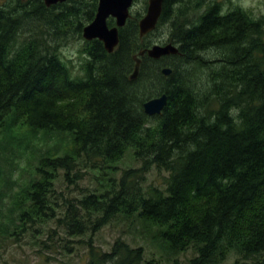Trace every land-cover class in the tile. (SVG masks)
<instances>
[{
	"label": "trees",
	"instance_id": "obj_1",
	"mask_svg": "<svg viewBox=\"0 0 264 264\" xmlns=\"http://www.w3.org/2000/svg\"><path fill=\"white\" fill-rule=\"evenodd\" d=\"M98 3L0 6V241L45 229L85 242L87 264H161L121 236L108 251L94 243L104 226L140 220L173 264L190 251L188 264H264V14L164 0L157 28L171 23L177 54L148 55L155 32L140 36L139 12L114 52L85 41L76 74L62 34L82 37ZM128 152L139 166L118 175ZM153 168L165 188L146 186Z\"/></svg>",
	"mask_w": 264,
	"mask_h": 264
},
{
	"label": "rangeland",
	"instance_id": "obj_2",
	"mask_svg": "<svg viewBox=\"0 0 264 264\" xmlns=\"http://www.w3.org/2000/svg\"><path fill=\"white\" fill-rule=\"evenodd\" d=\"M4 1L5 0H0V6L3 5ZM216 1L221 3L223 12H227V10L236 6L243 8L241 6L242 0ZM66 2L70 3V0H67ZM254 3L256 4V7L249 8L248 10L252 11L255 15L264 14V12L261 11V9H264V0H254ZM148 5L149 0H136L131 9V14L135 15L142 12V15L144 16L147 12ZM204 10L205 6L200 9V12ZM191 14H193V12ZM86 25H84V27ZM170 31L171 23L169 21L166 22V24L159 26V28L154 31V43L150 48L155 44L170 43ZM62 38L60 53L63 54L65 58L70 59V63L73 65L72 70L76 74H80V66L83 61L80 49L84 42L89 40L84 38L83 32L82 37H80L77 33H74L71 30L63 33ZM211 52L213 53L215 51L212 50ZM217 57V55L214 57L211 56L208 60L216 61ZM129 155L130 152L126 154L123 162L119 164L120 170L118 175H120L122 169L126 167L139 166V163L131 161ZM167 175V172L158 171L156 168H153L147 173L146 186L149 184H155L161 188H165V176ZM81 184L92 185L95 183L91 180L90 176H88V179L82 181ZM51 225L55 226V223L51 222ZM152 229L154 230L155 228ZM151 235L152 234L149 235L144 232V226L140 220H137L132 228L129 227L127 221L120 220L104 226L99 232H97L94 237V243L101 246L103 250L108 251L111 249L116 238L121 236L134 246H143L147 252L145 255L147 259L156 258L161 264H173L172 259L175 256H167L166 252L161 249ZM84 238L87 240L88 236H84ZM192 255L193 253L191 251L187 254L181 253L179 258L182 264H188L187 259ZM88 259V245L85 242L71 241L65 243L59 235L55 234L53 237L49 236L48 231L45 229L41 232L30 231L17 242L13 240V238L7 242L0 241V264H87Z\"/></svg>",
	"mask_w": 264,
	"mask_h": 264
},
{
	"label": "water",
	"instance_id": "obj_3",
	"mask_svg": "<svg viewBox=\"0 0 264 264\" xmlns=\"http://www.w3.org/2000/svg\"><path fill=\"white\" fill-rule=\"evenodd\" d=\"M64 0H45L48 6ZM164 0H149V6L146 15L141 19L139 23L140 35L152 31L159 20V17L163 10ZM133 4V0H99L97 13L92 22L87 24L83 30V34L87 39L95 37L104 41L108 51L112 52L119 43V27L126 23L127 18L130 15V7ZM114 17L116 25L110 27L108 25V18ZM179 49L174 44L160 45L156 44L148 50V54L154 58H160L167 54H176ZM141 59L136 58V66L131 78H136L139 73ZM172 72L170 67L162 69L164 75H169ZM168 103V95L166 93L149 99L144 103L145 112L150 115L160 114Z\"/></svg>",
	"mask_w": 264,
	"mask_h": 264
},
{
	"label": "bare ground",
	"instance_id": "obj_4",
	"mask_svg": "<svg viewBox=\"0 0 264 264\" xmlns=\"http://www.w3.org/2000/svg\"><path fill=\"white\" fill-rule=\"evenodd\" d=\"M65 1H67V0H64V1H59V2H57V3H54V4H52V5H55V4H58V3H60V2H65ZM135 1L136 0H133V4H132V6L130 7V15H129V17L127 18V20H126V23H127V21H128V19L132 16V14H131V9L133 8V6H134V3H135ZM45 4H46V2H45ZM52 5H50V6H48L47 4H46V6H48V7H51ZM149 6V5H148ZM148 10V9H147ZM163 11H164V2H163V10H162V13H161V15H160V17H159V20H158V22H157V25H156V27L152 30V31H150L149 33H152V32H154L156 29H157V27H158V24H159V21H160V18H161V16H162V14H163ZM147 13V12H146ZM146 15V14H145ZM144 15V16H145ZM143 16V17H144ZM142 17V18H143ZM110 18V17H109ZM108 18V19H109ZM114 18V17H113ZM141 18V19H142ZM141 21V20H140ZM125 23V24H126ZM125 24L123 25V26H125ZM109 25V24H108ZM123 26H120L118 29H119V33H120V28L121 27H123ZM110 27H113V26H110ZM85 28V27H84ZM140 28V27H139ZM84 30V29H83ZM149 33H147V34H145V35H148ZM84 35V34H83ZM144 35V36H145ZM141 36V35H140ZM144 36H141V37H144ZM84 38L85 39H87L85 36H84ZM94 39H98V40H100V41H102L103 43H104V41L103 40H101L100 38H98V37H95V38H92V39H87V40H89V41H91V40H94ZM119 43H120V34H119ZM119 43L117 44V46L119 45ZM169 44V43H168ZM171 44H173V43H171ZM104 45H105V43H104ZM156 45V44H155ZM160 45H166V44H160ZM175 45V44H174ZM117 46L114 48V50L117 48ZM175 46H177V45H175ZM178 47V46H177ZM105 48H106V46H105ZM178 49H179V47H178ZM106 50L108 51V49L106 48ZM114 50L112 51V52H114ZM108 52H110V51H108ZM112 52H110V53H112ZM179 52V51H178ZM177 54V53H176ZM149 55V54H148ZM168 55H171V54H167V55H163L162 57H164V56H168ZM150 56V55H149ZM151 57V56H150ZM162 57H160V58H162ZM152 58H154V57H152ZM141 59V58H140ZM154 59H159V58H154ZM141 64V63H140ZM171 68V67H170ZM172 69V68H171ZM139 70H140V67H139ZM139 74V73H138ZM138 77V76H137ZM136 77V78H137ZM136 78H134V79H136ZM133 79V78H132Z\"/></svg>",
	"mask_w": 264,
	"mask_h": 264
},
{
	"label": "clouds",
	"instance_id": "obj_5",
	"mask_svg": "<svg viewBox=\"0 0 264 264\" xmlns=\"http://www.w3.org/2000/svg\"><path fill=\"white\" fill-rule=\"evenodd\" d=\"M241 6L247 11L249 8L256 7V4L254 3V0H242ZM262 12H264V9H261ZM255 19H259V15H255Z\"/></svg>",
	"mask_w": 264,
	"mask_h": 264
},
{
	"label": "flooded vegetation",
	"instance_id": "obj_6",
	"mask_svg": "<svg viewBox=\"0 0 264 264\" xmlns=\"http://www.w3.org/2000/svg\"><path fill=\"white\" fill-rule=\"evenodd\" d=\"M84 1V0H83ZM99 1V0H98ZM44 2H45V0H44ZM66 2V1H65ZM61 3H64V2H60V3H58V4H61ZM58 4H55V5H58ZM98 5H99V3H98ZM52 6H54V5H52ZM48 7V6H47ZM98 9V8H97ZM97 13V12H96ZM96 16V15H95ZM95 18V17H94ZM113 18V17H112ZM115 19V18H114ZM93 21V20H92ZM91 21V22H92ZM116 21V20H115ZM140 23V22H139ZM110 26V25H109ZM115 26V25H114Z\"/></svg>",
	"mask_w": 264,
	"mask_h": 264
}]
</instances>
